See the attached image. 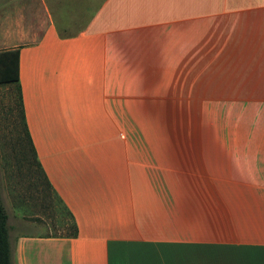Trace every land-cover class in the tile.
<instances>
[{
  "label": "crops",
  "instance_id": "obj_1",
  "mask_svg": "<svg viewBox=\"0 0 264 264\" xmlns=\"http://www.w3.org/2000/svg\"><path fill=\"white\" fill-rule=\"evenodd\" d=\"M9 2L0 50L77 228L3 203L12 264H264V0Z\"/></svg>",
  "mask_w": 264,
  "mask_h": 264
},
{
  "label": "rangeland",
  "instance_id": "obj_2",
  "mask_svg": "<svg viewBox=\"0 0 264 264\" xmlns=\"http://www.w3.org/2000/svg\"><path fill=\"white\" fill-rule=\"evenodd\" d=\"M19 1V8L26 10L33 0ZM0 2L3 5L0 11L2 25L9 20L10 2ZM21 18L26 20L25 17ZM29 150L16 85H0V195L12 218L11 224L34 235H65L70 231L71 219L56 198L51 194L48 196L47 188L38 174L31 175L36 168L25 165L26 158H31Z\"/></svg>",
  "mask_w": 264,
  "mask_h": 264
},
{
  "label": "trees",
  "instance_id": "obj_3",
  "mask_svg": "<svg viewBox=\"0 0 264 264\" xmlns=\"http://www.w3.org/2000/svg\"><path fill=\"white\" fill-rule=\"evenodd\" d=\"M18 70H19V50H11V51H2L0 52V85L6 84H15L18 92V100L20 107V115L22 120V125L24 129L25 139L29 147V153L31 154V158H26V166L30 168H36V172H31V175L38 174L41 178L43 185L47 188L48 196L50 194L56 198L59 204L66 210L69 218L71 219V228L70 231L65 235H58L62 237H72L75 238L77 236V228L75 222L73 220L72 215L69 211L63 206L61 200L57 197L52 186L48 182L44 172L42 171L40 164L37 160L36 152L32 145L30 136L28 134L25 118L20 94L19 80H18ZM37 180V178H36ZM38 181V180H37ZM0 264H12V254L8 239V225H7V213L3 206L1 196H0Z\"/></svg>",
  "mask_w": 264,
  "mask_h": 264
}]
</instances>
